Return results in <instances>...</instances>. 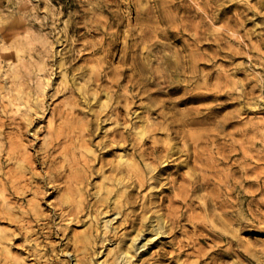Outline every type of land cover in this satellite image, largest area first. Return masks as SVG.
Masks as SVG:
<instances>
[{
	"label": "rangeland",
	"instance_id": "obj_1",
	"mask_svg": "<svg viewBox=\"0 0 264 264\" xmlns=\"http://www.w3.org/2000/svg\"><path fill=\"white\" fill-rule=\"evenodd\" d=\"M0 264H264V0H0Z\"/></svg>",
	"mask_w": 264,
	"mask_h": 264
},
{
	"label": "bare ground",
	"instance_id": "obj_2",
	"mask_svg": "<svg viewBox=\"0 0 264 264\" xmlns=\"http://www.w3.org/2000/svg\"><path fill=\"white\" fill-rule=\"evenodd\" d=\"M21 91V90H20ZM21 96V95H20ZM19 96V98L18 99H21L22 97H20ZM28 99V98H27ZM120 163L121 164H126V165H132V162L128 159V158H125L124 156H121L120 157ZM122 255H124V256H129L130 255V251L129 250H124L123 252H122Z\"/></svg>",
	"mask_w": 264,
	"mask_h": 264
}]
</instances>
